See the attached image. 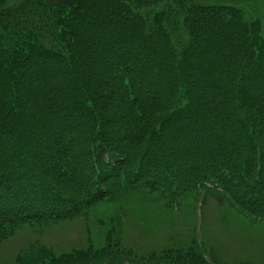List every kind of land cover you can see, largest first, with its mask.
Masks as SVG:
<instances>
[{"label": "trees", "instance_id": "obj_1", "mask_svg": "<svg viewBox=\"0 0 264 264\" xmlns=\"http://www.w3.org/2000/svg\"><path fill=\"white\" fill-rule=\"evenodd\" d=\"M170 1L0 2V242L95 218L105 245L47 264H222L195 236L128 257L125 220L208 199L264 217V27Z\"/></svg>", "mask_w": 264, "mask_h": 264}, {"label": "rangeland", "instance_id": "obj_2", "mask_svg": "<svg viewBox=\"0 0 264 264\" xmlns=\"http://www.w3.org/2000/svg\"><path fill=\"white\" fill-rule=\"evenodd\" d=\"M196 1L239 6L244 10L246 18L259 19L264 27V0ZM156 3L152 2L148 10H158L165 6L164 2ZM148 205L154 207L155 201L152 197L148 198ZM190 210L189 216L180 211L175 212L162 227L154 226V221L149 216L145 219L142 214L139 217L130 216L129 220H125L127 224L124 235L128 257H149L147 255L150 252L160 251L165 246L184 245L191 237L198 236V242L203 247L207 240L215 244L220 257L222 255V264H264V231H259L263 227L260 224L246 226L249 218L237 207L224 206L216 200L208 199L202 210L198 207ZM94 217L104 216L99 211ZM97 223L95 218H91L60 222L46 227L39 224L26 225L0 242V264H47L51 256L77 253L91 246L101 248L106 244V229ZM195 225L200 228H195ZM204 256L205 259L199 262L168 260L162 263L216 264L211 262V254Z\"/></svg>", "mask_w": 264, "mask_h": 264}]
</instances>
